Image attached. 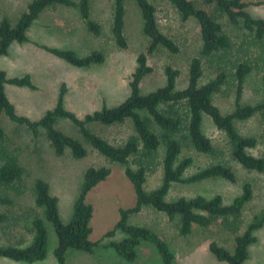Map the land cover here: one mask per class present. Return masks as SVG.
Segmentation results:
<instances>
[{"label":"trees","instance_id":"16d2710c","mask_svg":"<svg viewBox=\"0 0 264 264\" xmlns=\"http://www.w3.org/2000/svg\"><path fill=\"white\" fill-rule=\"evenodd\" d=\"M128 1L113 0L111 33L121 49L129 47L126 35ZM132 1H135L142 14L143 33L148 38V44L145 51L137 56V66L129 82L130 94L118 105H104L101 109L80 117L65 106L68 86L63 82L56 105L46 110L38 119H32L18 113L15 104L6 93V85L35 90L40 87L30 73L10 76L5 69L0 68V205L14 203L11 191L18 189L25 175V168L19 156L7 146V133L2 123V116L5 115L13 122L25 124L35 136L43 129L57 155H64L69 149L73 157L84 158L89 153L86 141L107 159L124 166L125 174L135 190L136 203L129 208L120 209L119 220L104 235L114 237L117 231L125 234L120 240L111 239L108 242L107 247L120 258L119 261L110 264H136L140 247L144 242L154 246L164 264H176L175 252L163 236L150 226L131 223L130 217L139 213L143 207L151 206L166 213L171 220L179 217V233L183 236L189 235L195 225L207 227L218 217L223 218L225 228L233 232L238 231L243 209L253 198L251 183H245L242 192L231 203H225L221 194L212 197L202 194L182 196L172 201L167 200V195L174 183H194L209 178L237 182L239 179L233 166L223 161L211 163L193 175L186 176L193 158L184 156L180 159L185 145L204 154H214L217 151L212 139L204 132L206 115L228 137L232 158L247 170L264 173V155L258 156L249 152V149L258 145L259 138L255 135L242 134L236 126V121L247 120L258 112L264 118V98L256 104L241 103L245 81L255 66L250 58L238 61L231 59L233 41L217 18L218 15H226L232 24L253 33L259 43L264 42V18L254 17L249 11L250 5H263L264 0L256 3L244 0H170L184 21L191 17L198 21L202 47L190 61L188 83L185 87L179 88L177 85L180 70L168 64L165 66V84L149 93L142 91L144 78L153 71L149 57L161 48L172 53L180 52L181 48L175 39L161 30L157 9L150 0ZM54 6L76 8L86 28L95 35L102 34L103 26L93 17L91 0H31L15 23L7 15L0 20V57L9 54L13 43L31 42L27 34L29 28L46 9ZM207 6L213 7L218 15L209 12ZM33 43L78 68L100 65L106 60L102 50H93L81 56L75 49ZM205 61L210 62L215 68L216 76L202 83ZM231 80L235 85V107L231 112L223 113L214 103V94L220 92ZM59 118H67L76 125L84 140L60 129L57 126ZM127 119L132 120L135 133L121 145L111 143L90 127L92 123L112 125L123 123ZM161 145L165 146L162 183L148 191L145 188L148 170ZM132 157L135 167L131 165ZM110 173L111 168L108 166L87 168L68 223L60 216L59 198L52 194L49 182L41 177L37 178L33 192L35 203L43 210V216H38L33 221L34 238L24 247L0 243V257L25 263L45 260L50 238L49 225L57 236L54 255L59 264H68L69 250L93 253L100 242L91 239L94 208L87 201V195L95 186L107 179ZM8 219V214L0 211V225ZM262 226L264 209L244 233L236 236L233 251L217 241L210 242V251L227 264H243L249 257L250 245L257 240L254 232Z\"/></svg>","mask_w":264,"mask_h":264},{"label":"rangeland","instance_id":"374dc122","mask_svg":"<svg viewBox=\"0 0 264 264\" xmlns=\"http://www.w3.org/2000/svg\"><path fill=\"white\" fill-rule=\"evenodd\" d=\"M31 0H0V20L7 15L15 23L20 14L26 10ZM157 9V18L161 30L175 39L180 45V52L172 53L161 48L149 57L153 71L142 82V91L149 93L166 82L165 66L170 64L180 70L178 87L188 83L189 64L202 47V37L198 21L191 17L184 21L170 0H150ZM256 3L260 0H244ZM94 19L101 22V35L91 33L80 18L76 8L54 6L46 9L28 30L31 42L13 43L7 56L0 57V68L10 76L30 73L40 89L6 85V93L15 104L18 113L38 119L46 110L57 103L60 87L66 82L68 91L65 106L82 117L86 113L101 109L104 105L115 106L129 94V82L137 66V56L145 51L148 38L143 33V18L135 1L127 3L126 35L129 41L127 49L117 46L111 33L113 0H91ZM201 4V3H200ZM211 13L214 9L206 7ZM254 17L264 18V4L249 6ZM218 15V14H216ZM224 30L231 36L234 49L230 54L233 61L250 58L255 68L248 75L242 104H256L264 98V42L259 43L253 33L234 25L226 15H218ZM33 42L58 47L75 49L83 56L93 50H102L106 60L100 65L89 68L74 67L60 58L53 56ZM216 76V70L210 62H204L202 83ZM235 85L231 80L220 92L214 94V103L223 113L231 112L235 107ZM161 109L163 106L161 105ZM2 123L7 133V146L15 152L25 168L24 179L18 189L11 191L14 203L0 205V211L8 214L9 219L0 225V243L3 245H29L35 235L33 221L43 216V210L35 203L33 187L39 177L49 182L51 192L59 198L60 216L65 223L72 217L73 206L84 181V174L90 166H108L111 173L104 181L95 186L87 195V201L93 205L91 219L93 228L91 239L100 242L93 253L69 250L68 264H110L119 261L117 254L107 247L111 239L120 240L125 234L117 231L114 237H104L120 217V209L129 208L136 203L133 184L125 174V168L112 162L86 141L88 155L84 158L73 157L69 149L64 155H57L42 129L38 136L25 125L11 121L5 115ZM57 126L68 134L82 138L76 125L67 118H59ZM236 126L244 135L259 138L256 147L249 149L254 155H264V118L258 112L253 117L236 121ZM90 127L115 145H121L135 133L131 119L123 123L103 125L92 123ZM204 132L216 146V153L204 154L191 146L185 145L180 159L184 156L193 158L186 176L193 175L211 163L220 161L232 165L238 175L237 182L223 178H209L194 183H174L167 195V200L179 197H192L202 194L212 197L221 194L225 203H231L243 190L245 183L253 186V198L245 205L240 217L237 232H233L223 223V218H216L207 227L195 225L192 232L183 236L179 233V217L171 220L164 212L151 206L130 217L133 224L147 225L156 229L169 243L176 255V264H227L220 261L209 248L211 241H217L233 251L235 238L244 233L254 218L264 209V173L250 171L235 161L231 155V145L226 134L218 129L209 116L204 118ZM83 139V138H82ZM84 140V139H83ZM165 146L150 164L145 188L150 191L161 185L163 179V158ZM132 166L134 158H131ZM49 244L47 257L34 263L16 262L0 257V264H59L54 250L57 236L49 225ZM257 240L249 247V257L243 264H264V226L254 232ZM136 264H164L153 245L144 242L139 250Z\"/></svg>","mask_w":264,"mask_h":264}]
</instances>
